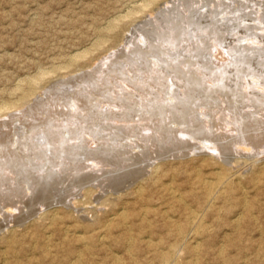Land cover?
Here are the masks:
<instances>
[{
    "label": "rangeland",
    "instance_id": "rangeland-1",
    "mask_svg": "<svg viewBox=\"0 0 264 264\" xmlns=\"http://www.w3.org/2000/svg\"><path fill=\"white\" fill-rule=\"evenodd\" d=\"M262 3L264 0H0V207L14 202L13 207H20L24 215H19L25 219L20 221L22 223L7 224L9 218L1 220L0 217V264H65L67 261V264H80V261L81 264H134L135 261V264H162L159 256L166 251L170 252L169 262L174 261L169 264H264V137L253 141L255 148L248 153L237 152L230 145L222 149V156L207 149L208 142L212 141L209 138L230 135L232 129H237L233 121L236 116L242 117V126H239L242 132L264 133V126L260 128L264 125V95L252 86L254 82L264 86ZM23 94L29 97L25 101ZM171 100L172 105H180L166 108ZM245 107L248 108L243 109ZM203 111L204 117L201 116ZM200 119L207 120L211 126L209 132L201 129L205 123L201 125ZM194 122L199 128L191 126ZM145 124L149 129L155 126L157 133L154 132L158 134L150 143L141 141L147 136ZM164 125L174 130L184 126L191 132L196 131L198 139L189 141L192 149L189 144L184 146L185 143L180 144L183 142L165 140ZM159 128L162 131L157 130ZM225 141L230 140L219 144L222 146ZM121 142L129 145L120 147ZM138 147L145 149L143 154L138 153ZM114 150L119 152V157H114ZM131 156L132 160H121ZM86 161L98 165L88 170ZM235 161L239 165L234 164ZM221 178H226L230 187L224 186L226 183ZM213 180L222 182L215 185ZM233 183L235 186L231 185ZM145 186H149L148 189ZM28 187L32 195L27 193ZM204 188H212L214 196ZM90 189L91 197L85 193ZM169 190L172 193L169 194ZM222 207H226L225 210ZM199 214L201 227L192 233L189 217ZM46 216L49 219H45ZM218 219L221 223H217ZM178 222L181 229H177ZM125 223L131 224V229ZM89 228L93 229L92 233ZM79 240L85 243L82 245ZM172 253L176 257L171 256Z\"/></svg>",
    "mask_w": 264,
    "mask_h": 264
},
{
    "label": "bare ground",
    "instance_id": "bare-ground-1",
    "mask_svg": "<svg viewBox=\"0 0 264 264\" xmlns=\"http://www.w3.org/2000/svg\"><path fill=\"white\" fill-rule=\"evenodd\" d=\"M258 2H259V1H258ZM262 2H263V1H262ZM212 4H213V3H212ZM259 4H260V3H259ZM262 4H264V3H262ZM224 5H225V4H224ZM254 5H255V4H254ZM218 8H219V7H218ZM237 8H238V7H237ZM218 11H219V10H218ZM249 11H250V10H249ZM257 11H258V10H257ZM244 12H245V11H244ZM244 12H243V13H244ZM251 12H252V11H251ZM254 12H255V11H254ZM261 12H262V11H261ZM201 14H202V13H201ZM236 14H237V13H236ZM197 15H198V14H197ZM209 15H210V14H209ZM213 15H214V14H213ZM222 16H223V15H222ZM238 17H239V16H238ZM223 18H224V17H223ZM191 19H192V18H191ZM209 19H210V18H209ZM220 19H221V18H220ZM227 19H228V18H227ZM204 20H206V19H204ZM214 20H215V19H214ZM201 21H202V20H201ZM201 21H200V22H201ZM213 23H214V22H213ZM224 23H225V22H224ZM244 23H245V22H244ZM219 25H220V24H219ZM228 25H229V23H228ZM245 25H246V24H245ZM111 26H112V25H110V26H108V27H111ZM252 26H253V25H252ZM223 28H224V27H223ZM261 28H262V27H261ZM212 29H213V28H212ZM240 29H241V28H240ZM250 29H251V28H250ZM252 29H253V28H252ZM105 30H106V29H105ZM218 30H219V29H218ZM103 31H104V30H103ZM205 31H206V30H205ZM224 31H225V30H224ZM100 32H101V31H100ZM105 32H106V31H105ZM257 32H258V31H257ZM166 33H167V32H166ZM215 33H216V32H215ZM104 34H105V33H104ZM204 34H205V33H204ZM224 34H225V33H224ZM235 34H236V33H235ZM178 35H179V34H178ZM227 35H228V34H227ZM249 35H250V34H249ZM234 36H235V35H234ZM182 37H183V36H182ZM221 38H222V37H221ZM263 38H264V37H263ZM207 39H208V38H207ZM215 39H216V38H215ZM249 39H250V38H249ZM193 40H194V39H193ZM203 40H204V39H203ZM253 40H254V39H253ZM255 40H256V39H255ZM177 41H178V40H177ZM159 42H160V41H159ZM167 42H168V41H167ZM193 42H194V41H193ZM220 42H221V41H220ZM230 42H231V40H230ZM122 43H123V42H122ZM144 44H145V43H144ZM199 44H200V43H199ZM209 44H210V43H209ZM95 45H96V44H95ZM189 45H190V44H189ZM219 45H220V44H219ZM127 46H128V45H127ZM132 46H133V45H132ZM137 46H138V45H137ZM145 47H146V46H145ZM220 47H221V46H220ZM156 49H157V48H156ZM197 49H198V48H197ZM232 49H233V48H232ZM119 50H120V49H119ZM123 50H124V49H123ZM138 50H139V49H138ZM174 50H175V49H174ZM85 51H86V50H85ZM156 51H157V50H156ZM121 52H122V51H121ZM221 52H222V51H221ZM123 54H124V53H123ZM79 55H80V54H79ZM79 55H78V56H79ZM214 55H215V54H214ZM219 55H220V54H219ZM78 56H77V57H78ZM80 56H81V55H80ZM132 56H133V55H132ZM142 56H143V55H142ZM168 56H169V55H168ZM216 56H217V55H216ZM227 56H228V55H227ZM73 57H74V55H73ZM81 57H82V56H81ZM151 57H152V56H151ZM153 57H154V56H153ZM169 58H170V57H169ZM179 58H180V57H179ZM176 59H177V58H176ZM221 59H222V58H221ZM243 59H244V58H243ZM155 60H156V59H155ZM168 60H169V59H168ZM215 60H216V58H215ZM104 61H105V60H104ZM104 61H103V62H104ZM106 61H107V60H106ZM106 61H105V62H106ZM145 61H146V60H145ZM151 61H152V60H151ZM165 61H166V60H165ZM189 61H190V60H189ZM143 62H144V61H143ZM146 62H147V61H146ZM107 63H108V62H107ZM124 63H125V62H124ZM105 64H106V63H105ZM170 64H171V63H170ZM203 64H204V63H203ZM125 65H126V64H125ZM140 65H141V64H140ZM104 66H105V65H104ZM129 66H130V65H129ZM150 66H151V65H150ZM158 66H159V65H158ZM139 67H140V66H139ZM144 67H145V66H144ZM167 67H168V66H167ZM202 68H203V67H202ZM223 68H224V66H223ZM258 68H259V67H258ZM198 69H199V68H198ZM211 69H212V68H211ZM214 69H215V68H214ZM138 70H139V69H138ZM143 70H144V69H143ZM146 70H147V69H146ZM149 70H150V69H149ZM155 70H156V69H155ZM155 70H154V71H155ZM251 70H252V69H251ZM139 71H140V70H139ZM141 71H142V70H141ZM176 71H177V70H176ZM253 71H254V70H253ZM262 71H263V70H262ZM189 72H190V71H189ZM116 73H117V72H116ZM124 73H125V72H124ZM126 73H127V72H126ZM128 73H129V72H128ZM153 73H154V72H153ZM159 73H160V71H159ZM159 73H157V74H159ZM253 73H254V72H253ZM154 74H155V73H154ZM161 74H162V73H161ZM192 74H193V73H192ZM226 74H227V73H226ZM262 74H263V73H262ZM41 75H42V74H41ZM114 75H115V74H114ZM122 75H123V73H122ZM128 75H129V74H128ZM171 75H172V74H171ZM125 76H126V75H125ZM131 76H132V75H130V77H131ZM121 77H122V76H121ZM127 77H128V76H127ZM165 77H166V76H165ZM206 77H207V76H206ZM209 77H210V76H209ZM36 78H37V77H36ZM125 78H126V77H125ZM34 79H35V78H34ZM122 79H123V78H122ZM131 80H132V79H131ZM154 80H155V79H154ZM167 80H168V79H167ZM186 80H187V79H186ZM201 80H202V79H201ZM251 80H252V79H251ZM134 81H135V80H134ZM137 81H138V80H137ZM149 81H150V80H149ZM173 81H174V80H173ZM194 81H195V80H194ZM197 81H198V80H197ZM243 81H244V80H243ZM245 81H246V80H245ZM185 82H186V81H185ZM205 82H206V80H205ZM217 82H218V81H217ZM257 82H259V81H257ZM148 83H149V82H148ZM252 83H253V82H252ZM119 84H120V83H119ZM125 84H126V83H125ZM183 84H184V82H183ZM206 84H207V83H206ZM220 84H222V83H220ZM247 84H248V83H247ZM249 84H250V83H249ZM129 85H130V84H129ZM137 85H138V84H137ZM137 85H136V86H137ZM212 85H213V84H212ZM239 85H240V84H239ZM244 85H245V84H244ZM261 85H262V84H258V83L256 84V82H254V85H252V86L255 87V89H257V90L259 91L260 94L263 93V95H264V86H263V85L261 86ZM99 86H100V85H99ZM114 86H115V85H114ZM125 86H126V85H125ZM131 86H132V85H131ZM153 86H154V85H153ZM210 86H211V85H210ZM116 87H117V86H116ZM150 87H151V86H150ZM222 87H223V86H222ZM245 87H246V86H245ZM253 87H252V88H253ZM118 88H119V87H118ZM126 88H127V87H126ZM152 88H153V87H152ZM180 88H181V87H180ZM196 88H197V87H196ZM242 88H243V87H242ZM18 89H19V87H18ZM20 89H21V88H20ZM107 89H108V88H107ZM245 89H247V88H245ZM248 89H249V88H248ZM250 89H251V88H250ZM156 90H157V89H156ZM257 90H254V91L257 92ZM20 91H21V90H20ZM103 91H104V90H103ZM160 91H161V90H160ZM165 91H166V90H165ZM171 91H172V90H171ZM248 91H250V90H248ZM30 92H31V91H30ZM112 92H113V91H112ZM120 92H121V91H120ZM193 92H194V91H193ZM219 92H220V91H219ZM251 92H252V91H251ZM21 93H22V92H21ZM27 93H28V92H27ZM32 93H33V92H32ZM103 93H104V92H103ZM105 93H106V92H105ZM129 93H130V92H129ZM174 93H175V92H173V94H174ZM199 93H200V92H199ZM254 93H255V92H254ZM24 94H26V93H24ZM24 94H23V98H24V97H25V98L22 99V98L19 97L20 100L22 99V100L25 101V99H28V98H29V97H27V95L24 96ZM106 94H107V93H106ZM132 94H133V93H132ZM142 94H143V93H142ZM160 94H161V93H160ZM164 94H165V93H164ZM170 94H171V93H170ZM179 94H180V93H179ZM252 94H253V93H252ZM252 94H251V95H252ZM28 95H29V94H28ZM31 95H32V94L30 93V96H31ZM176 95H177V94H176ZM227 95H228V94H227ZM227 95H226V96H227ZM242 95H243V94H242ZM244 95H245V94H244ZM263 95H262V96H263ZM21 96H22V95H21ZM34 96H35V95H34ZM122 96H123V95H122ZM135 96H136V95H135ZM142 96H143V95H142ZM146 96H147V95H146ZM216 96H217V95H216ZM252 96H253V95H252ZM258 96H260V95H258ZM159 97H160V96H159ZM179 97H180V96H179ZM207 97H208V96H207ZM229 97H230V96H229ZM152 98H153V97H152ZM184 98H185V97H184ZM200 98H201V97H200ZM214 98H215V97H214ZM239 98H240V97H239ZM239 98H238V99H239ZM246 98H247V96H246ZM261 98H262V97H261ZM19 99H18V100H19ZM129 99H130V98H129ZM150 99H151V98H150ZM158 99H159V98H158ZM172 99H173V98H172ZM175 99H176V98H175ZM193 99H194V98H193ZM218 99H219V98H218ZM257 99H259V98H257ZM178 100H179V99H178ZM249 100H250V99H249ZM24 101H23V103H25ZM166 101H167V100H166ZM195 101H196V100H195ZM202 101H203V100H202ZM216 101H217V100H216ZM252 101H253V99H252ZM257 101H258V100H257ZM260 101H261V100H260ZM21 102H22V101H21ZM110 102H111V101H110ZM138 102H139V101H138ZM145 102H146V101H145ZM160 102H161V101H160ZM171 102H173V100L170 101V104H169V102H168L167 105H166V103H165V104H162L163 102H162L161 104H162V105H166V108H176L175 106L180 105L179 103H176V105H175V104L172 105ZM217 102H218V101H217ZM114 103H115V102H114ZM213 103H214V102H213ZM15 104H16V103H15ZM118 104H119V103H118ZM158 104H159V103H158ZM183 104H184V103H183ZM233 104H234V103H233ZM240 104H241V101H240ZM252 104H253V103H252ZM25 105H26V104H25ZM25 105H24V106H25ZM219 105H220V104H219ZM242 105H243V104H242ZM250 105H251V104H250ZM258 105H259V104H258ZM261 105H262V104H261ZM261 105H260V106H261ZM263 105H264V103H263ZM13 106H14V105H13ZM19 106H20V105H18V107H19ZM72 106H73V105H72ZM93 106H94V105H93ZM115 106H116V105H115ZM173 106H174V107H173ZM244 106H245V105H244ZM248 106H249V105H248ZM8 107H9V106H8ZM21 107H22V106H21ZM100 107H101V106H100ZM103 107H105V106L103 105ZM141 107H142V106H141ZM145 107H146V106H145ZM152 107H153V106H152ZM157 107H158V106H157ZM178 107H179V106H178ZM240 107H241V106H240ZM249 107H250V106H249ZM2 108H3V107H2ZM10 108H11V107H10ZM12 108H13V107H12ZM15 108H16V107H15ZM67 108H68V107H67ZM108 108H109V107H108ZM142 108H143V107H142ZM159 108H160V107H159ZM213 108H214V106H213ZM246 108H248V107H245V108H243V109H246ZM255 108H256V107H255ZM0 109H1V108H0ZM5 109H6V107H5ZM19 109H20V108H19ZM68 109H69V108H68ZM99 109H100V108H99ZM138 109H139V107H138ZM155 109H156V107H155ZM162 109L165 110V106L162 107ZM202 109H203V108H202ZM259 109H260V108H259ZM83 110H84V109H83ZM104 110H105V109H104ZM109 110H110V108H109ZM109 110H108V113H109ZM113 110H114V108H113ZM178 110H179V109H178ZM185 110H186V109H184V111H185ZM226 110H227V109H226ZM239 110H240V109H239ZM257 110H258V109H257ZM21 111H22V110H21ZM93 111H94V110H93ZM99 111H100V110H99ZM123 111H124V110H123ZM128 111H129V110H128ZM141 111H142V110H141ZM149 111H150V110H149ZM180 111H181V110H180ZM200 111H201V110H200ZM242 111H243V110H242ZM244 111H245V110H244ZM248 111H249V110H248ZM248 111H247V112H248ZM250 111H252V110L250 109ZM258 111H259V110H258ZM262 111H263V110H262ZM262 111L260 112V114L262 113ZM111 112H112V111H111ZM116 112H117V111H116ZM155 112H156V111H155ZM161 112H162V111H161ZM161 112H160V113H161ZM169 112H170V111H169ZM203 112H204V113L201 114L202 117H204L203 115L205 114V111H203ZM221 112H223V111H221ZM225 112H226V111H225ZM225 112H224V113H225ZM256 112H257V111H256ZM174 113H175V112H174ZM206 113H207V112H206ZM209 113H210V112H209ZM217 113H218V112H217ZM239 113H241V111H240ZM248 113H249V112H248ZM252 113H253V112H252ZM103 114H104V113H103ZM187 114H188V113H187ZM193 114H194V113H193ZM243 114H244V112H243ZM258 114H259V112H258ZM70 115H71V113H70ZM83 115H84V114H83ZM101 115H102V114H101ZM124 115H125V114H124ZM151 115H152V114H151ZM155 115H156V114H155ZM177 115H178V114H177ZM198 115H199V114H198ZM234 115H235V114H234ZM239 115H242V114H239ZM247 115H248V114H247ZM255 115H256V114H255ZM263 115H264V114H263ZM104 116H105V115H104ZM133 116H134V115H133ZM133 116H132V117H133ZM141 116H142V115H141ZM147 116H148V115H147ZM165 116H166V115H165ZM184 116H185V115H184ZM187 116H188V115H187ZM194 116H195V115H194ZM194 116H193V117H194ZM252 116H254V115H252ZM252 116H251V118H252ZM257 116H258V115H257ZM259 116H261V115H259ZM120 117H121V116H120ZM181 117H182V116H181ZM43 118H44V117H43ZM85 118H86V117H85ZM122 118H124V116H122ZM187 118H189V117H187ZM211 118H212V117H211ZM219 118H220V117H219ZM243 118L245 119V116H244ZM253 118H256V117H253ZM98 119H99V118H98ZM175 119H176V118H175ZM180 119H181V118H180ZM184 119H185V117H184ZM184 119H183V120H184ZM220 119H221V118H220ZM228 119H229V118H228ZM258 119H259V118H258ZM91 120H92V119H91ZM124 120H125V119H124ZM141 120H142V119H141ZM153 120H154V119H153ZM160 120H161V119H160ZM192 120H193V119H192ZM192 120L189 121V122H192ZM200 120H201V119H200ZM208 120H209V119H208ZM241 120H242V117H241V118H237V116H236V118L233 120V121L235 122L234 124H236V126H237V129H235V128L233 127L234 129L231 130V134H230V135H221L219 138H216V136H214L213 138H209L210 140L212 139V141H209V140H208V141H209L208 144L206 143V144H207V147H208L207 149L211 150L214 154H219L220 156H222V155H224V153H223L224 150H222V149L225 147V145H227V146L230 145L231 148H232V146H234L235 151H237V152H242V153H248V152H250V151L252 150V148H255V147L253 146V141H255L256 139H257V140H260L258 137H259V136L264 137V133H261V134H260V132H259V133H256V132H253V133H252V132H251V133H248V132H247V133H246V132H242V130H239V126H240V125L242 126V124H241ZM259 120H260V119H259ZM262 120L264 121V118H263ZM262 120H261V121H262ZM3 121H4V120H3ZM74 121H75V120H74ZM115 121H116V120H115ZM121 121H122V120H121ZM171 121H172V120H171ZM176 121L178 122V120H176ZM184 121H185V120H184ZM249 121H250V120H249ZM76 122H77V121H76ZM92 122H94V121H92ZM180 122H181V121H180ZM217 122H218V121H217ZM244 122H245V121H244ZM56 123H57V122H56ZM74 123H75V122H74ZM94 123H95V122H94ZM107 123H108V122H107ZM116 123H117V122H116ZM116 123H115V124H116ZM128 123H129V121H128ZM184 123H186V122H184ZM194 123H195V122H194ZM200 123H201V125H202V123H203V124L205 123L206 125H205V124H204V126L202 125V128H201V129L206 130L207 132H209V130L211 129V128H210L211 126L209 125V123L207 122V120H205L204 122L201 120ZM220 123H222V122H220ZM245 123H248V122H245ZM83 124H84V123H83ZM108 124H109V123H108ZM113 124H114V123H113ZM117 124H118V123H117ZM151 124H152V123H151ZM151 124H150V125H151ZM153 124H154V123H153ZM188 124H190V123H188ZM256 124H258V123H256ZM260 124H261V122H260ZM120 125H122L121 122H120ZM123 125H124V124H123ZM134 125H135V124H134ZM157 125H159V124H157ZM157 125H156V126H157ZM170 125H172V123H171ZM198 125H199V124H198ZM198 125H196V123H195V124H192L191 126H192L193 128H196ZM226 125H227V124H226ZM252 125H254V124H252ZM61 126H62V125H61ZM63 126H64V125H63ZM75 126H76V125H75ZM109 126H110V125H109ZM111 126H112V125H111ZM113 126H114V125H113ZM142 126H143V125H142ZM152 126H153V125H152ZM160 126H161V125H160ZM174 126H175V125H174ZM222 126H223V125H222ZM228 126H229V124H228ZM241 126H240V127H241ZM250 126H251V124H250ZM258 126H259V125H258ZM262 126H264V125H261L260 128H262ZM116 127H117V125H116ZM116 127H115V128H116ZM123 127H124V126H123ZM158 127H159V126H158ZM170 127H171V126H170ZM187 127H188V126H187ZM217 127H219V126H217ZM245 127H246V126H245ZM245 127H244V128H245ZM253 127H254V126H253ZM255 127H256V126H255ZM73 128H74V127H73ZM111 128H112V127H111ZM120 128H121V127H120ZM126 128H127V126H126ZM142 128H143V127H142ZM150 128H151V129H149L148 125H146V124L144 125V129H145V132H147V133H146L147 136H146V137H143V138L141 139V141L143 140V141H145L146 143H147V142L150 143V141H152V140L155 138L154 136L158 135V134H156L157 132H156L155 126H154L153 128H152V127H150ZM173 128H174V127H173ZM173 128H168V127H166V126L164 125V129H165V131H164V132H165V136H164V138H165V140L167 139V141H169V142H175V143H176V142H183V143H180V144H183V145H184V143H185L184 146H186V145L189 146V145H190L189 141L195 140V139L198 137V136H196V134H197L196 131L191 132V131L187 130V128L184 127V126H183V128H182V127H181V128H176L175 130H174ZM190 128H191V127H190ZM197 128H199V127H197ZM215 128H216V127H214V129H215ZM221 128H222V127H221ZM248 128H249V127H248ZM248 128H247V129H248ZM22 129H23V128H22ZM55 129H56V128H55ZM59 129H60V128H59ZM86 129H87V128H86ZM116 129H117V128H116ZM133 129H134V128H133ZM160 129H161V128H159V129H157V130H160ZM214 129H213V130H214ZM219 129H220V128H219ZM240 129H242V128H240ZM80 130H81V129H80ZM102 130H103V129H102ZM106 130H107V129H106ZM123 130H124V128H123ZM142 130H143V129H142ZM193 130H194V129H193ZM195 130H196V129H195ZM224 130H225V129H224ZM245 130H246V129H245ZM248 130H249V129H248ZM256 130H257V129H256ZM262 130H263V129H262ZM65 131H67V130H65ZM81 131H83V129H82ZM85 131H86V130H85ZM154 131H155L156 133H155ZM160 131H162V130H160ZM160 131H158V132L160 133ZM197 131H198V130H197ZM206 131H205V133H206ZM215 131H216V130H215ZM221 131L223 132V130H221ZM257 131H258V130H257ZM259 131H260V130H259ZM67 132H68V131H67ZM79 132H80V131H79ZM109 132H110V131H109ZM198 132H199V131H198ZM211 132H213V131H211ZM211 132H210V133H211ZM216 132H217V131H216ZM218 132H219V131H218ZM218 132H217V133H218ZM222 132H220V133H222ZM225 132H226V131H225ZM262 132H263V131H262ZM76 133H77V132H76ZM102 133H103V132H102ZM123 133H124V132H123ZM217 133H216V134H217ZM226 133H229V132L227 131ZM232 133H233V134H232ZM65 134H66V133H65ZM65 134H64V135H65ZM92 134H93V133H92ZM108 134H109V133H108ZM206 134H207V133H206ZM130 135H131V134H130ZM133 135H134V134H133ZM177 135H178V136H177ZM38 136H39V135H38ZM140 136H141V135H140ZM143 136H144V135H143ZM159 136H160V135H159ZM211 136H213V135H211ZM41 137H42V136H41ZM85 137H86V136H85ZM141 137H142V136H141ZM162 137H163V136H162ZM177 137H179V138H177ZM203 137H204V136H203ZM208 137H209V136H208ZM158 138H159V137H158ZM204 138H205V137H204ZM156 139H157V138H156ZM197 139H198V138H197ZM263 139H264V138H263ZM263 139H262V140H263ZM71 140H73V139H71ZM98 140H99V139H98ZM165 140H164V141H165ZM223 140H230V141H229V143H228L227 141H225V143L222 144V146H223V147H222V146L219 144V142L222 143L221 141H223ZM90 141H91V140H90ZM119 141H120V140H119ZM123 141H124V140H123ZM153 141H154V140H153ZM162 141H163V140H162ZM198 141H199V140H198ZM213 141H214L215 143H212ZM41 142H42V141H41ZM49 142H50V141H49ZM81 142H82V140H81ZM83 142H84V141H83ZM88 142H89V141H88ZM91 142H92V141H91ZM97 142H98V141H97ZM105 142H106V141H105ZM124 142H125V141H124ZM137 142H138V141H137ZM195 142H196V141H195ZM201 142H202V141H201ZM206 142H207V140H206ZM255 142H256V141H255ZM255 142H254V143H255ZM260 142H262V141H260ZM23 143H24V142H23ZM26 143H27V142H26ZM79 143H80V142H79ZM100 143H101V142H100ZM106 143H107V142H106ZM106 143H104V144L106 145ZM127 144H128V143H127ZM127 144L124 145V144H122V142H121V143H120V147H121V146H122V147L127 146ZM176 144H177V143H176ZM188 144H189V145H188ZM206 144H205V145H206ZM258 144H259V142H258ZM258 144H257V145H258ZM31 145H32V144H31ZM33 145H34V144H33ZM35 145H36V144H35ZM41 145H42V144H41ZM73 145H74V144H73ZM81 145H84V144H81ZM112 145H113V144H112ZM128 145H129V144H128ZM134 145H135V144H134ZM137 145H138V144H137ZM183 145H181V146L183 147ZM195 145H196V144H195ZM195 145H194V146H195ZM15 146H16V145H15ZM20 146H21V145H20ZM23 146H24V145H23ZM37 146H38V145H37ZM93 146H94V145H93ZM99 146H100V145H98V147H99ZM114 146H115V145H114ZM135 146H136V145H135ZM140 146H141V145H140ZM143 146H144V145H143ZM148 146H149V145H148ZM153 146H154V144H153ZM179 146H180V145H179ZM192 146H193V145H192ZM192 146L190 145V149H192V148H191ZM201 146H202V145H201ZM227 146H226V147H227ZM259 146H260V145H259ZM261 146H262V144H261ZM71 147H72V145L70 146V149H71ZM81 147H82V146H81ZM85 147H86V146H85ZM103 147H104V146H103ZM107 147H108V146H107ZM107 147H106V148H107ZM109 147H110V146H109ZM118 147H119V146H118ZM129 147H130V146H129ZM133 147H134V146H133ZM257 147H258V146H257ZM32 148H33V147H32ZM72 148H73V147H72ZM134 148H135V147H134ZM138 148L140 149V147H138ZM187 148H188V147H187ZM196 148H198V147H196ZM202 148H203V147H202ZM227 148H228V147H227ZM89 149H90V146H89ZM108 149H109V148H108ZM108 149H107V150H108ZM115 149H116V148H115ZM118 149H119V148H118ZM149 149H151V148H149ZM153 149H155V148H153ZM194 149H195V148H194ZM199 149H200V148H199ZM260 149H261V148H260ZM262 149H264V147H262ZM10 150H11V149H10ZM128 150H129V149H128ZM256 150H257V149H256ZM81 151H82V150H81ZM109 151H110V150H109ZM135 151H136V150H135ZM144 151H145V149H143V148L141 147V149L138 151V153L143 154ZM154 151H155V150H154ZM171 151H172V150H171ZM252 151H253V150H252ZM259 151H260V150H259ZM53 152H54V151H53ZM202 152H203V151H202ZM228 152H229V151H228ZM108 153H109V152H108ZM112 153L115 155L114 157H119V152H117V151L114 150V151H112ZM120 153H122V152H120ZM252 153H253V152H252ZM260 153H262V151H261ZM85 154H86V153H85ZM92 154H94V153H92ZM110 154H111V153H110ZM145 154H147V152H146ZM66 155H67V154H66ZM73 155H74V154H73ZM123 155H124V154H123ZM135 155H136V153H135ZM179 155H180V154H179ZM212 155H213V154H212ZM253 155H254V154H253ZM12 156H13V155H12ZM58 156H59V155H58ZM84 156H85V155H84ZM90 156H91V155H90ZM93 156H94V155H93ZM93 156H92V157H93ZM109 156H110V155H109ZM112 156H113V155H112ZM112 156H111V157H112ZM120 156H121V155H120ZM129 156H130V155H129ZM132 156H133V155H132ZM132 156H131V157H128V158H127V157H125V158H121V157H120V158H121V160L124 159V161H125V159H128V160L130 159V160H132V159H133ZM141 156H142V155H141ZM154 156H155V155H154ZM220 156H219V157H220ZM263 156H264V155H263ZM9 157H10V156H9ZM78 157H80V156H78ZM86 157H87V156H86ZM122 157H124V156H122ZM146 157H147V156H146ZM146 157H145V159H146ZM254 157H255V156H254ZM136 158L138 159L137 155H136ZM263 158H264V157H263ZM53 159H54V158H53ZM94 159H96V158L94 157ZM97 159H98V157H97ZM97 159H96V160H97ZM109 159H110V158H109ZM116 159H117V158H116ZM212 159H213V158H212ZM215 159H216V158H215ZM223 159H224V158H223ZM235 159H236V158H235ZM238 159H239V158H238ZM261 159H262V158H261ZM30 160H31V159H30ZM88 160H89V159H88ZM92 160H93V159H92ZM98 160H99V159H98ZM134 160H136V159H134ZM20 161H21V160H20ZM39 161H40V160H39ZM39 161H38V162H39ZM93 161H95V160H93ZM93 161H89V162L86 161V162H87L86 166H87L88 168H86V166H85V168L88 169V170H89V168H90L91 170H93V168H94L95 166L98 165V164L95 165V163H94ZM233 161H234V160H233ZM238 161H239V160H238ZM238 161H235L234 164L239 165V164H238ZM245 161H247V159H246ZM13 162H14V161H13ZM36 162H37V161H36ZM72 162H73V161H72ZM84 162H85V161H84ZM102 162H103V161H102ZM240 162H241V161H240ZM243 162H244V161H243ZM250 162H251V161H250ZM250 162H249V163H250ZM57 163H58V162H57ZM76 163H77V162H76ZM98 163H99V162H98ZM123 163H124V162H123ZM246 163H248V162H246ZM246 163H245V164H246ZM249 163H248V164H249ZM18 164H19V163H18ZM60 164H61V163H60ZM73 164H75V163H73ZM103 164H104V163H103ZM113 164H114V163H113ZM116 164H117V163H116ZM124 164H125V163H124ZM234 164H233V165H234ZM240 164H241V163H240ZM248 164H247V165H248ZM15 165H16V164H15ZM19 165H20V164H19ZM23 165H24V164H23ZM56 165H57V164H56ZM76 165H77V164H76ZM79 165H80V164H79ZM101 165H102V163H101ZM109 165H110V164H109ZM17 166H18V165H17ZM99 166H100V165H99ZM114 166H115V165H114ZM2 167H3V165H2ZM15 167H16V166H15ZM15 167H14V168H15ZM54 167H55V166H54ZM77 167H78V166H77ZM100 167H102V166H100ZM156 167H157V166H156ZM238 167H239V166H238ZM246 167H247V166H246ZM14 168H13V169H14ZM48 168H49V167H48ZM52 168H53V167H52ZM58 168H59V167H58ZM78 168H79V167H78ZM80 168H81V167H80ZM102 168H104V167H102ZM116 168H118V167L116 166ZM120 168H121V166H120ZM158 168H159V167H158ZM158 168H157V169H158ZM226 168H227V167H226ZM242 168H243V167H242ZM242 168H241V169H242ZM251 168H252V167H251ZM263 168H264V167H263ZM9 169H12V168H9ZM50 169H51V168H50ZM55 169H56V168H55ZM55 169H54V170H55ZM75 169H76V168H75ZM82 169H83V168H82ZM95 169H96V168H95ZM95 169H94V170H95ZM97 169H99V168H97ZM155 169H156V168H155ZM239 169H240V168H239ZM241 169H240V170H241ZM260 169H261V168H260ZM2 170H3V169H2ZM48 170H49V169H48ZM48 170H45V171H48ZM52 170H53V169H52ZM61 170H62V169H61ZM83 170H84V169H83ZM158 170H159V169H158ZM219 170H220V169H219ZM236 170H237V169H236ZM261 170H262V169H261ZM38 171H39V169H38ZM56 171H58V170H56ZM96 171H97V170H96ZM96 171H95V172H96ZM101 171H102V169H101ZM227 171H228V170H227ZM36 172H37V171H36ZM36 172H35V173H36ZM52 172H53V171H52ZM52 172H51V173H52ZM86 172H88V171H86ZM91 172L95 173L94 171H91ZM154 172H155V171H154ZM157 172H158V171H157ZM229 172H230V170H229ZM237 172H238V171H237ZM247 172H248V171H247ZM4 173H5V172H4ZM10 173H11V172H10ZM12 173H13V172H12ZM39 173H42V172H39ZM39 173H38V175H39ZM56 173H57V172H56ZM58 173H60V169H59V172H58ZM84 173H85V172H84ZM88 173H89V172H88ZM105 173H106V171H105ZM107 173H108V172H107ZM129 173H130V172H129ZM129 173H128V174H129ZM220 173H221V172H220ZM5 174L7 175V173H5ZM43 174H44V173H43ZM47 174H48V173H47ZM47 174H46V176H47ZM60 174H61V173H60ZM80 174H81V173H80ZM103 174H104V173H103ZM216 174H218V172H217ZM216 174H215V175H216ZM230 174H231V173H230ZM230 174H229V175H230ZM38 175H37V176H38ZM40 175H41V174H40ZM56 175H58V174H56ZM77 175H79V174H77ZM83 175H84V174H83ZM90 175H91V174H90ZM220 175H221V174H220ZM237 175H238V174H237ZM242 175H244V174H242ZM242 175H241V176H242ZM1 176H2V175H1ZM4 176H5V175H4ZM8 176L11 177V175H8ZM24 176H25V175H24ZM51 176H54V175H51ZM75 176H76V174H75ZM79 176H80V175H79ZM84 176H86V174H85ZM84 176H83V177H84ZM213 176H214V175H213ZM216 176H217V175H216ZM221 176H222V175H221ZM221 176H220V177H221ZM232 176H233V175H232ZM232 176H231V177H232ZM241 176L239 175V177H241ZM33 177H34V176H33ZM39 177H40V176H39ZM48 177H49V175H48ZM56 177H57V176H56ZM91 177H93V176L91 175ZM127 177H128V176H127ZM129 177H132V176H129ZM160 177H161V176H160ZM160 177H159V178H160ZM214 177H215V176H214ZM227 177H228V176H227ZM6 178H7V177H6ZM12 178H13V177H12ZM34 178H35V177H34ZM42 178H43V177H42ZM42 178H41V179H42ZM44 178H45V176H44ZM46 178H47V177H46ZM52 178H53V177H51V179H52ZM88 178H89V177H88ZM93 178H95V177H93ZM152 178H155V177H152ZM152 178H151V179H152ZM216 178H217V177H216ZM228 178H229V177H228ZM4 179H5V178H4ZM15 179H16V177H15ZM37 179H38V178H37ZM75 179H76V178H75ZM84 179L86 180V178H84ZM109 179H110V178H109ZM127 179H128V178H127ZM157 179H158V178H157ZM157 179H156V183L158 184L159 181L157 182ZM212 179H214V178L212 177ZM217 179H218V178H217ZM222 179H223V178H221V180H222ZM231 179L233 180V178H231ZM11 180H12V179H11ZM19 180H20V179H19ZM34 180H36V179H34ZM43 180H45V179H43ZM79 180H80V179H79ZM82 180H83V178H82ZM92 180H93V179H92ZM92 180H91V181H92ZM221 180H220V181H221ZM234 180H235V179H234ZM38 181H39V179H38ZM55 181H56V180H55ZM59 181H60V180H59ZM86 181H87V180H86ZM91 181H89V182H91ZM207 181H208V180H207ZM216 181H218V180H216ZM220 181H219V182H220ZM227 181H228V180H227L226 178L223 179V183H226V184H227V185L224 184V186H228V185H229V184H228L229 182H227ZM229 181H230V183H231V180H229ZM252 181H253V180H252ZM7 182H8V180H7ZM9 182H10V181H9ZM33 182H34V181H33ZM51 182H52V181H51ZM81 182H82V181H81ZM87 182H88V181H87ZM149 182H150V181H149ZM154 182H155V181H154ZM213 182H214V180H213ZM219 182H218V183L216 182V183L219 185ZM221 182H222V181H221ZM255 182H256V180H255ZM1 183H2V182H1ZM4 183H5V181H4ZM36 183L38 184V182H36ZM39 183H41V182H39ZM48 183H49V182H48ZM52 183H53V182H52ZM128 183H129V182H128ZM150 183H151V182H150ZM152 183H153V181H152ZM156 183H155V184H156ZM200 183H201V182H200ZM210 183H212V182H210ZM210 183H209V184H210ZM216 183L214 182L215 185H216ZM223 183H222V184H223ZM237 183H238L239 186H240V183H239V182H237ZM82 184H84V183L82 182ZM155 184H154V185H155ZM205 184H206V182H205ZM234 184H235V183H233V184H231V185L235 186ZM5 185H6V183H5ZM20 185H21V184H20ZM38 185L40 186V184H38ZM38 185H37V187H38ZM42 185H43V184H42ZM80 185H81V184H80ZM136 185H137V184H136ZM150 185H151V184H150ZM203 185H204V183H203ZM0 186H1V185H0ZM16 186H17V185H16ZM32 186H33V185H32ZM52 186H53V185H52ZM143 186H144V185H143ZM143 186H142V187H143ZM200 186H201V185H200ZM236 186H237V185H236ZM33 187H34V186H33ZM139 187H140V184H139ZM145 187H146V186H145ZM148 187H149V186H148ZM148 187H146V188L148 189ZM154 187H155V186H154ZM204 187H205V186H204ZM208 187H209V186H208ZM210 187H211V186H210ZM214 187H215V186H214ZM221 187H223V186H221ZM221 187H220V188H221ZM228 187H230V185H229ZM228 187H227V188H228ZM30 188H31V187H30ZM40 188H41V187H40ZM140 188H141V187H140ZM151 188H152V186H151ZM218 188H219V186L217 187V189H218ZM227 188H226V189H227ZM232 188H233V187H232ZM236 188H237V187H236ZM3 189H4V188H3ZM26 189H27V193H28V194H31L32 190H28L29 187L26 188ZM34 189H35V188H34ZM204 189H206V188H204ZM211 189H212V188H208V189H206V190H207V193H211V194H212V190H211ZM214 189H215V188H213V191H214V193H215L216 191H215ZM217 189H216V190H217ZM49 190H50V189H49ZM91 190H92V189L87 190V191L85 190V191H86V192H85V193H86V196H87V195H90V197H91V195H92V191H91ZM110 190H111V189H110ZM138 190L140 191V189H138ZM142 190H143V189H142ZM149 190H150V189H149ZM210 190H211V192H210ZM219 190H220V189H219ZM224 190H225V189H224ZM234 190H235V189H234ZM237 190H238V189H237ZM240 190H241V189H239L238 191H240ZM40 191H41V190H40ZM43 191H44V190H43ZM143 191H144V190H143ZM169 191H170V190H169ZM232 191H233V190H232ZM145 192H146V191H145ZM147 192H148V191H147ZM151 192H152V191H151ZM174 192H175V191H174ZM174 192H173V193H174ZM203 192H204V191H203ZM224 192H225V191H224ZM27 193H26V195H27ZM50 193H51V192H50ZM93 193H94V192H93ZM134 193H136V192L134 191ZM140 193H142V192H140ZM170 193H172V192L170 191L169 194H170ZM220 193L223 194V192H221V191H220ZM220 193H219V194H220ZM238 193H239V192H238ZM6 194H7V193H6ZM37 194H39V193H37ZM45 194H47V193H45ZM45 194H44V195H45ZM83 194H84V193H83ZM136 194H139V192L136 193ZM150 194H151V193H150ZM167 194H168V193H167ZM203 194H204V193H203ZM211 194H210V196H211ZM217 194H218V193H217ZM217 194H216V196H217ZM246 194H247V193H246ZM246 194H245V196H246ZM19 195H20V194H19ZM31 195H32V194H31ZM31 195H30V196H31ZM143 195H145V194H143ZM173 195L175 196V193H174ZM178 195H179V194H178ZM231 195H232V193H230V196H231ZM243 195H244V194H243ZM8 196H9V195H8ZM41 196H42V195H41ZM130 196H131V195H130ZM141 196H142V195H141ZM167 196H168V195H167ZM174 196H172V199H173ZM207 196H209V194H208ZM207 196H206V197H207ZM212 196H214V195L212 194ZM43 197H44V196H43ZM43 197H42V198H43ZM98 197H99V196H98ZM133 197H134V196H133ZM135 197H139V196H135ZM135 197H134V198H135ZM217 197H219V196H217ZM246 197H247V196H246ZM8 198H9V197H8ZM37 198H38V197H37ZM37 198H36V199H37ZM42 198H41V199H42ZM46 198H50V197H46ZM46 198H45V200H46ZM51 198H52V197H51ZM51 198H50V199H51ZM126 198H127V197H126ZM134 198H133V199H134ZM141 198L143 199V197H141ZM169 198H170V197H169ZM169 198H168V199H169ZM175 198H176V197H175ZM178 198H179V197H178ZM180 198H181V197H180ZM219 198H220V197H219ZM228 198H229V197H228ZM232 198H233V197H232ZM242 198H243V197H242ZM9 199H10V198H9ZM23 199H24V198H23ZM38 199H39V198H38ZM131 199H132V198H131ZM138 199H139V198H138ZM145 199H146V198H145ZM145 199H144V200H145ZM152 199H153V198H152ZM212 199H214V198H212ZM212 199H210V200H212ZM224 199H225V198H224ZM229 199H231V198H229ZM240 199H241V198H240ZM10 200H11V199H10ZM13 200H14V199H13ZM144 200H143V202H144ZM169 200H170V199H169ZM174 200H175V199H174ZM177 200H178V199H176V202H177ZM179 200H180V199H179ZM181 200H182V199H181ZM227 200H228V199H227ZM1 201H2V200H1ZM21 201H22V200H21ZM25 201H26V200H25ZM29 201H30V200H29ZM39 201H40V200H39ZM145 201H147V200H145ZM149 201H151V200H149ZM152 201H153V200H152ZM170 201H171V200H170ZM240 201H241V200H240ZM246 201H247V200H246ZM3 202H4V201H3ZM6 202H7V201H6ZM31 202H32V201H31ZM35 202H36V201H35ZM44 202H45V201H44ZM44 202H43V203H44ZM59 202H60V201H59ZM74 202H76V201H74ZM136 202H138L137 199H136ZM154 202H155V201H154ZM171 202H172V201H171ZM206 202H208V200H207ZM218 202H219V201H218ZM244 202H245V201H244ZM4 203H5V202H4ZM8 203H9V204H6L5 206L3 205V206L0 207V217L2 218L1 220H5V219L9 218V221L7 222V224H9V223H10V224H11V223H17V222H20V221L25 220V219H24V216H21V215H24V214H21V212H20V211H21V208L18 207V206L13 207V206H14V205H13L14 202H8ZM16 203H18V201H17ZM16 203H15V204H16ZM19 203H20V202H19ZM23 203H24V202H23ZM120 203H121V201H120ZM144 203H145V202H144ZM152 203H153V202H152ZM172 203H173V202H172ZM174 203H175V202H174ZM180 203H182V202H180ZM180 203H179V204L176 203V204L180 205ZM186 203H187V202H186ZM201 203H202V202H201ZM209 203H212V202H209ZM209 203H207V204L209 205ZM214 203H216V202H215V199H214ZM226 203H227V202H226ZM27 204H28V203H27ZM40 204H41V202H40ZM40 204H39V205H40ZM44 204H45V203H44ZM75 204H76V203H75ZM126 204H127V203H126ZM138 204H139V202H138ZM161 204H162V203H161ZM182 204H184V203H182ZM198 204H199V203H198ZM222 204H224V203H222ZM243 204H244V203H243ZM245 204H246V203H245ZM7 205H9V206H7ZM20 205H22V204L20 203ZM42 205H43V204H42ZM47 205H48V203H47ZM47 205H44V206L46 207ZM123 205H124V204H123ZM210 205H211V204H210ZM214 205H215V204H214ZM228 205H229V202H228ZM228 205H226V206H228ZM239 205H240V204H239ZM22 206H23V205H22ZM74 206H75V205H74ZM124 206H125V205H124ZM180 206H182V205H180ZM184 206H185V205H184ZM187 206H188V204H187ZM211 206H213V205H211ZM211 206H210V207H211ZM246 206H247V204H246ZM246 206L244 205L245 208H246ZM37 207H38V206H37ZM40 207H41V206H40ZM45 207H44V208H45ZM115 207H116V206H115ZM182 207H183V206H182ZM202 207H203V206H202ZM210 207H209L208 209H210ZM214 207H216V206H214ZM240 207L243 208V205L240 206ZM247 207H248V206H247ZM125 208H126V206H125ZM137 208H138V207H137ZM148 208H149V207H148ZM190 208H191V207H190ZM216 208H218V207H216ZM216 208H215V209H216ZM222 208H223V207H222ZM225 208H226V207H224L223 209L225 210ZM30 209H31V208H30ZM40 209H41V208H40ZM145 209H146V208H145ZM154 209H155V207L153 208V210H154ZM182 209H183V208H182ZM206 209H207V208H206ZM206 209H205V210H206ZM219 209H220V206H219ZM219 209H218V211H220ZM223 209H222V210H223ZM247 209H248V208H247ZM121 210H122V209H121ZM141 210H142V208H141ZM156 210H159V209H156ZM184 210H185V207H184ZM202 210H203V209H202ZM226 210H227V209H226ZM242 210L244 211L245 209H242ZM23 211H24V210H23ZM30 211H32V210H30ZM34 211H36V210H34ZM123 211H124V210H123ZM139 211H140V209H139ZM147 211H148V210H147ZM185 211H186V210H185ZM190 211H192V210H190ZM209 211H210V210H208V213H209ZM211 211H212V210H211ZM54 212H55V211H54ZM120 212H121V211H120ZM148 212L150 213V211H148ZM154 212H155V210H154ZM199 212H200V211H199ZM203 212H204V211H203ZM220 212H221V211H220ZM225 212H226V211H225ZM227 212H230V211L228 210ZM246 212H248V211H246ZM28 213H29V212H28ZM51 213H52V212H51ZM121 213H122V212H121ZM136 213H137V212H136ZM156 213H157V211H156ZM156 213H154V214H156ZM204 213H205V212H204ZM206 213H207V212H206ZM206 213H205V214H206ZM212 213H213V212H212ZM217 213H218V212H217ZM16 214H18V215H16ZM19 214H21V215H19ZM29 214H30V213H29ZM31 214H32V212H31ZM38 214H40V213H38ZM47 214H48V212H47ZM47 214H46V215H47ZM49 214H50V213H49ZM58 214H60V213H58ZM118 214H119V212H118ZM138 214H139V212H138ZM143 214H144V213H143ZM146 214H147V213H146ZM154 214H153V215H154ZM158 214H159V213H158ZM158 214H157V216H158ZM184 214H185V213H184ZM186 214H188V213L186 212ZM190 214H191V213H190ZM193 214H196V213H193ZM221 214H223V213H221ZM243 214H244V213H243ZM119 215H120V214H119ZM119 215H118V216H119ZM131 215H133V214L131 213ZM144 215H145V214H144ZM149 215H150V214H149ZM164 215H166V213H165ZM201 215H202V213H201ZM214 215H215V214H214ZM219 215H220V214H219ZM240 215H241V213H240ZM43 216H45V215H43ZM51 216H52V218H53V214H52ZM116 216H117V215H116ZM126 216H127V215H126ZM128 216H129V215H128ZM142 216H143V215H142ZM184 216H185V215H184ZM198 216H200V214L197 215L196 217H195V215H194V217H193L192 215L189 217V218H190L189 227H190V230H192V233H193V232L195 233L196 230L198 229V227H201V226H199V224H200V222H201V221H200V220H201V217H200V220H199V218H197ZM238 216H239V215H238ZM112 217H114V216H112ZM120 217H121V216H120ZM158 217H159V216H158ZM209 217H210V216H209ZM25 218H26V217H25ZM47 218H48V216H46L45 219H47ZM123 218L125 219L124 216H123ZM127 218H128V217H127ZM132 218H133V216H132ZM147 218H148V217H147ZM219 218H220V217H219ZM40 219H41V218H40ZM43 219H44V218H42V220H43ZM48 219H49V218H48ZM112 219H113V218H112ZM130 219H131V218H130ZM144 219H145V218H144ZM163 219H164V218H163ZM167 219H168V218H167ZM170 219H171V218H170ZM221 219H222V218H221ZM221 219H218L219 222H217V220H216V222H217V223H221V221H220ZM53 220H54V219H52L51 221H53ZM57 220L59 221L60 219L57 218ZM62 220H63V219H62ZM109 220H111V219H109ZM116 220H117V219H116ZM116 220H115V221H116ZM141 220H142V218H141ZM145 220H146V219H145ZM145 220H144V221H145ZM168 220H169V219H168ZM168 220H167V221H168ZM238 220H240V219H238ZM202 221H203V219H202ZM213 221H215V220H213ZM43 222H44V221H43ZM96 222H98V221H96ZM96 222H95V223H96ZM119 222H120V221H119ZM129 222H130V221H129ZM165 222H166V221H165ZM169 222L171 223L170 220L168 221V223H169ZM175 222H176V221H175ZM175 222H174V223H175ZM204 222H205V221H204ZM50 223H51V222H50ZM55 223H56V221H55ZM139 223H140V222H139ZM166 223H167V222H166ZM178 223H179V222H178ZM212 223H213V222H211V224H212ZM227 223H228V222H227ZM233 223H234V222H233ZM236 223H237V221H236ZM236 223H235V224H236ZM238 223H239V222H238ZM7 224H5V225H7ZM39 224H40V222H39ZM98 224H100V223H98ZM98 224H97V225H98ZM106 224H107V223H106ZM109 224H110V223H109ZM109 224H108V226H109ZM112 224H113V222H112ZM126 224H127V223H125V225H126ZM128 224H129V223H128ZM128 224H127V225H128ZM144 224H145V223H144ZM148 224H149V223H148ZM148 224H147V225H148ZM211 224H210V226H211ZM214 224H215V223H213V225H214ZM230 224H231V223H230ZM235 224H233V225L235 226ZM53 225H55V224H53ZM53 225H52V226H53ZM97 225H96V227H97ZM102 225H104V224H102ZM102 225H101V226H102ZM117 225H118V223H117ZM130 225H131V224H129V226H130ZM139 225H140V224H139ZM165 225H166V224H165ZM169 225H170V224H169ZM171 225H172V224H171ZM179 225H180V223L178 224L177 229H181V228L179 227ZM205 225H206V224H205ZM218 225H219V224H218ZM233 225H232V226H233ZM238 225H239V224H236L237 227H238ZM1 226H2V225H0V227H1ZM50 226H51V225H50ZM50 226H49V227H50ZM92 226H94V225H92ZM114 226H115V225H114ZM119 226H120V225H119ZM121 226H122V225H121ZM129 226H128V227H129ZM136 226H137V225H136ZM182 226H183V225H182ZM216 226H217V225H216ZM216 226H215V227H216ZM230 226H231V225H230ZM232 226H231V227H232ZM49 227H48V228H49ZM96 227H95V229H97ZM111 227H112V226H111ZM122 227H125V226H122ZM122 227H120V228H122ZM149 227H150V226H149ZM169 227H170V226H169ZM171 227H172V226H171ZM202 227H204V225H203ZM205 227H206V226H205ZM208 227H209V225H208ZM87 228H88V226H87ZM118 228H119V227H118ZM139 228H140V227H139ZM150 228H151V227H150ZM206 228H207V227H206ZM211 228H212V227H211ZM232 228H233V227H232ZM89 229H90V228H89ZM105 229H109V228H106V226H105ZM111 229H112V228H111ZM114 229H115V227H114ZM124 229H126V227H125ZM130 229H131V226H130ZM91 230H93V229H90V232H91ZM100 230H101V229H100ZM118 230H119V229H118ZM122 230H123V229H122ZM128 230H129V229H128ZM142 230H143V229H142ZM161 230H162V229H161ZM209 230H210V229H209ZM212 230H213V229H212ZM233 230H234V229H233ZM235 230H236V229H235ZM9 232H10V230H9ZM90 232H89V233H90ZM105 232H106V230H105ZM110 232H111V230H110ZM149 232H150V230H149ZM171 232H172V230H171ZM171 232H170V233H171ZM173 232H174V229H173ZM180 232H181V230H180ZM201 232H202V230H201ZM5 233H6V232H5ZM15 233H16V232H15ZM86 233H87V230H86ZM89 233H88V235H89ZM91 233H92V232H91ZM96 233H98V232H96ZM96 233H95V234H96ZM99 233H101V232H99ZM107 233H108V232H107ZM114 233H115V232H114ZM131 233H132V230H131ZM131 233H129V235H130ZM145 233H147V232H145ZM163 233H164V232H163ZM181 233H182V232H181ZM189 233H190V232H189ZM192 233H190V234H192ZM206 233H207V230H206ZM208 233H210V232H208ZM208 233H207V234H208ZM10 234H11V233H10ZM95 234H94V235H95ZM122 234H124L123 237H125V235H126L125 232L122 233ZM150 234H151V233H150ZM199 234H201V233L199 232ZM199 234H198V235H199ZM213 234H214V232H213ZM11 235H12V234H11ZM88 235H87V236H88ZM103 235H104V234H103ZM127 235H128V234H127ZM132 235H133V233H132ZM132 235H131V236H132ZM169 235H170V237H171V234H169ZM174 235H175V234H174ZM178 235H182V234L178 233ZM194 235H196V234H194ZM204 235H205V234H204ZM208 235H209V234H208ZM210 235H211V233H210ZM43 236H44V234H43ZM95 236H96V235H95ZM105 236H107V235H104V237H105ZM108 236H109V235H108ZM108 236H107V237H108ZM110 236H111V235H110ZM110 236H109V238H110ZM175 236H176V235H175ZM190 236H191V235H190ZM190 236H189V238H190ZM211 236H212V235H211ZM211 236H210V237H211ZM12 237H13V236H11V238H12ZM16 237H17V236H16ZM20 237H22V236H20ZM20 237H19V238H20ZM46 237H47V236H46ZM46 237H45V238H46ZM49 237H50V236H49ZM49 237H48V238H49ZM90 237H91V236H90ZM97 237H98V236H96V239H97ZM127 237H128V236H127ZM132 237H134V235H133ZM187 237H188V235H187ZM200 237H202V236H200ZM205 237H206V236H205ZM102 238H103V237H102ZM113 238H114V237H113ZM113 238H112V239H113ZM121 238H122V237H121ZM141 238H142V237H141ZM149 238H150V237H149ZM159 238H160V237H159ZM168 238H169V236H168ZM171 238H172V237H171ZM176 238H177V237H176ZM179 238H180V237H179ZM193 238H194V237H193ZM193 238H192V239H193ZM14 239H15V238H14ZM14 239H13V240H14ZM51 239H52V238H51ZM51 239L48 240L50 243H51V241H50ZM81 239H82V238H81ZM83 239H84V235H83ZM93 239H94V238H93ZM125 239H126V237H125ZM130 239H131V238H130ZM130 239H129V240H130ZM182 239H183V238H182ZM5 240H7V239H5ZM5 240H4V241H5ZM8 240L11 241V239H8ZM13 240H12V241H13ZM18 240H19V239H18ZM46 240H47V238H46ZM103 240H104V239H103ZM103 240H100V241H103ZM110 240H111V239H110ZM126 240H127V239H126ZM129 240H128V241H129ZM140 240H141V239H140ZM142 240H143V239H142ZM183 240H184V239H183ZM186 240H187V239H186ZM186 240H185V241H186ZM4 241H3V242H4ZM79 241H81V240H79ZM82 241H83V240H82ZM82 241H81V242H82ZM84 241H85V240H84ZM121 241H122V240H121ZM123 241H124V240H123ZM128 241H127V242H128ZM136 241H137V240H136ZM169 241H170V240H169ZM178 241H179V240H178ZM194 241H195V239H194ZM201 241H203V238H202ZM8 242H9V241H8ZM76 242H77V240H76ZM93 242H94V241H93ZM98 242H99V241H98ZM104 242H105V240H104ZM109 242H110V241H108L107 244H108ZM133 242H135V241H133ZM142 242H143V241H142ZM148 242H150V241H148ZM148 242H145V243L149 244ZM151 242H152V241H151ZM159 242H160V241H159ZM172 242H173V241H172ZM186 242H187V241H186ZM6 243H7V242H6ZM11 243H12V242H11ZM50 243H49V244H50ZM79 243H80V242H79ZM84 243H85V242H84ZM84 243L82 242V245H83ZM102 243H103V242H102ZM129 243H130V242H129ZM143 243H144V242H143ZM190 243H191V242H190ZM193 243H194V242H193ZM195 243H196V242H195ZM200 243H201V242H200ZM200 243H198V244L201 245ZM46 244H47V243H46ZM124 244L127 245L126 243H124ZM124 244H123V245H124ZM134 244H135V243H134ZM151 244H152V243H151ZM158 244H159V243H158ZM163 244H164V243H163ZM167 244H168V243H167ZM10 245H11V244H10ZM50 245H52V244H50ZM80 245H81V244H80ZM80 245H79V246H80ZM86 245H87V244H86ZM103 245H104V243H103ZM153 245H155V246L157 247L156 244H153ZM153 245H152V246H153ZM181 245H183V244H181ZM223 245H224V244H223ZM87 246H88V245H87ZM128 246H129V245H128ZM128 246H126V247H128ZM133 246H134V245H133ZM149 246H150V245H149ZM149 246H148V247H149ZM171 246H172V245H171ZM185 246H186V245H184V248H185ZM191 246H193V244H192ZM195 246H196V245H195ZM201 246H202V245H201ZM81 247H82V246H81ZM148 247H147V248H148ZM162 247H163V246H162ZM167 247H168V246H167ZM174 247H175V246H174ZM177 247H178V245H177ZM182 247H183V246H182ZM182 247H181V249H182ZM38 248H39V247H38ZM82 248H84V247H82ZM82 248H81V249H82ZM107 248H108V247H107ZM154 248H155V247H154ZM157 248H159V247H157ZM170 248H171V247H170ZM179 248H180V247H179ZM184 248H183L182 250H184ZM187 248H188V247H187ZM187 248H186V249H187ZM190 248H191V247H190ZM196 248H198V247H196ZM48 249H49V248H48ZM48 249H47V250H48ZM50 249H51V248H50ZM50 249H49V250H50ZM86 249H87V248H86ZM86 249H85V250H86ZM88 249H89V248H88ZM88 249H87V250H88ZM96 249H97V248H96ZM103 249H105V247H104ZM166 249H167V248H166ZM166 249H164V250H166ZM168 249H169V248H168ZM32 250H34V248H33ZM47 250H46V251H47ZM77 250H78V249H77ZM79 250H80V249H79ZM79 250H78V251H79ZM87 250H86V252H87ZM89 250H90V249H89ZM129 250H130V248H129ZM177 250H178V249H176V252H177ZM182 250H181V253H182ZM192 250H193V249H192ZM194 250H195V249H194ZM94 251H95V250H94ZM107 251H109V250H107ZM127 251H128V250H127ZM132 251H133V250H132ZM162 251H163V250H162ZM170 251H171V250H170ZM178 251H179V250H178ZM184 251H185V250H184ZM221 251H222V250H221ZM221 251H220V252H221ZM223 251H224V250H223ZM41 252H42V251H41ZM51 252H52V251H51ZM53 252H54V251H53ZM79 252H80V251H79ZM86 252H85V253H86ZM88 252H90V251H88ZM186 252H187V251H186ZM186 252H185V253H186ZM192 252H193V251H192ZM197 252H198V251H197ZM197 252L195 251V254H196ZM200 252H201V250H200ZM74 253H75V251H74ZM83 253H84V251H83ZM137 253H138V252H137ZM159 253H160V252H159ZM169 253H170V252H169ZM169 253H168V254H169ZM173 253H174V252H173ZM173 253H172V254H173ZM178 253H179V252H178ZM198 253H199V252H198ZM43 254H44V253H43ZM46 254H47V253H46ZM78 254H79V253H78ZM87 254L89 255V253H87ZM168 254H167V251H166L165 255L162 254V255L159 256V259H160V261H161L162 264H169V263L171 262V261L169 262V256H168ZM175 254H176V253H175ZM49 255H50V254H49ZM82 255H83V254H82ZM82 255H81V256H82ZM88 255H87V256H88ZM170 255H171V254H170ZM198 255H199V254H198ZM198 255H197V256H198ZM45 256H47V255H45ZM81 256H80V257H81ZM84 256H86V255L84 254ZM84 256H83V257H84ZM126 256H127V255H126ZM171 256H174V254L171 255ZM171 256H170V258H171ZM4 257H5V256H4ZM47 257H48V256H47ZM53 257H54V256H53ZM77 257H78V255H77ZM174 257H176V256H174ZM180 257H181V256H180ZM180 257H179V258H180ZM182 257H183V256H182ZM220 257H222V254H221ZM48 258H50V257H48ZM51 258H52V257H51ZM81 258H82V257H81ZM87 258H88V257H87ZM87 258H86V261H87ZM111 258H113V256H112ZM118 258H119V257H118ZM127 258H128V257H127ZM172 258H173V257H172ZM199 258H200V255H199ZM77 259H79V258H77ZM91 259H92V258H91ZM130 259H131V258H130ZM174 259H175V258H174ZM184 259H185V258H184ZM187 259H188V258H187ZM6 260H7V258H6ZM46 260H47V259H46ZM49 260H50V259H49ZM52 260H53V258H52ZM89 260H90V258H89ZM100 260H101V259H100ZM3 261H5V260H3ZM76 261H77V260H76ZM86 261H85V262H86ZM92 261H93V260H92ZM117 261H118V260H117ZM117 261H115V262H117ZM133 261H134V260H133ZM137 261H138V260H137ZM182 261H183V260H182ZM194 261H195V263H196L197 261H199V259H198L197 261H196V260H194ZM5 262H6V261H5ZM68 262H69V261H67V263H68ZM70 262H71V261H70ZM81 262H82V261H80V264H81ZM90 262H91V261H90ZM101 262H102V261H101ZM121 262H122V261H121ZM135 262H136V261H135ZM135 262H134V264H135ZM156 262H157V261H156ZM173 262H174V261L172 260L171 263H173ZM186 262H187V261H186ZM189 262H190V261H189ZM199 262H200V261H199ZM244 262H245V261H244ZM246 262H247V261H246ZM6 263H7V262H6ZM8 263H9V262H8ZM8 263H7V264H8ZM67 263L65 262V264H67ZM73 263H75V262H73ZM93 263H94V262H93ZM118 263H120V262L118 261ZM182 263H183V262H181V264H182ZM3 264H4V263H3ZM75 264H76V263H75ZM78 264H79V263H78ZM90 264H91V263H90ZM121 264H122V263H121ZM131 264H132V263H131ZM174 264H176V263H174ZM184 264H185V263H184ZM186 264H187V263H186ZM188 264H190V263H188ZM193 264H194V263H193Z\"/></svg>",
    "mask_w": 264,
    "mask_h": 264
},
{
    "label": "water",
    "instance_id": "water-1",
    "mask_svg": "<svg viewBox=\"0 0 264 264\" xmlns=\"http://www.w3.org/2000/svg\"><path fill=\"white\" fill-rule=\"evenodd\" d=\"M19 223H22V222H19Z\"/></svg>",
    "mask_w": 264,
    "mask_h": 264
}]
</instances>
